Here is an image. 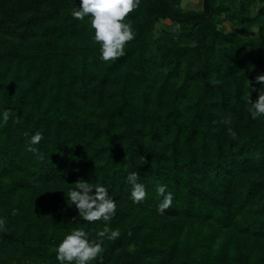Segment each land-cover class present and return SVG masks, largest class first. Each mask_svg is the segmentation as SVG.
I'll use <instances>...</instances> for the list:
<instances>
[{"label": "trees", "instance_id": "16d2710c", "mask_svg": "<svg viewBox=\"0 0 264 264\" xmlns=\"http://www.w3.org/2000/svg\"><path fill=\"white\" fill-rule=\"evenodd\" d=\"M79 4L0 0V113L13 110L0 119V264H58L73 228L95 239L105 226L120 236L102 264H264V117L244 100L261 89L264 0H141L115 61L71 16ZM37 131L43 159L26 150ZM78 180L108 187L110 222L69 205ZM158 183L173 194L164 213Z\"/></svg>", "mask_w": 264, "mask_h": 264}, {"label": "clouds", "instance_id": "9594fccd", "mask_svg": "<svg viewBox=\"0 0 264 264\" xmlns=\"http://www.w3.org/2000/svg\"><path fill=\"white\" fill-rule=\"evenodd\" d=\"M141 0H80L79 6H75L71 16L83 21L90 19L93 29L92 39L100 46V59L103 61H115L124 55L126 42L134 39L136 33L131 24L125 22V18L139 7ZM261 89L255 101H251L248 95L244 98L249 105V113L252 119L264 117V74L256 77ZM249 87V84H248ZM12 109H5L0 113V119L7 122ZM26 144L28 152L36 154L43 159L36 145L43 139V133L37 131L29 135ZM144 163V157H141ZM126 181L132 186L131 199L133 203L143 201L147 196L145 185L139 182L138 171L127 173ZM67 193L69 205H74L78 210V216L87 222H110L116 213L117 202L110 194L108 187L103 183H91L78 180ZM167 186L158 183L156 193L162 197L158 204V211L164 213L171 207L173 194L166 191ZM94 190V191H93ZM6 220L0 216V230L5 226ZM120 236L118 229H109L107 226L96 233L95 239L89 238V233L84 228H73L66 234L58 245L55 246L56 260L58 264H102L104 240H115Z\"/></svg>", "mask_w": 264, "mask_h": 264}, {"label": "rangeland", "instance_id": "374dc122", "mask_svg": "<svg viewBox=\"0 0 264 264\" xmlns=\"http://www.w3.org/2000/svg\"><path fill=\"white\" fill-rule=\"evenodd\" d=\"M181 6L183 8L189 9V8H199V0H181ZM162 25H168L171 29H176L177 27L173 25H169V22H163ZM255 30V28H253Z\"/></svg>", "mask_w": 264, "mask_h": 264}]
</instances>
